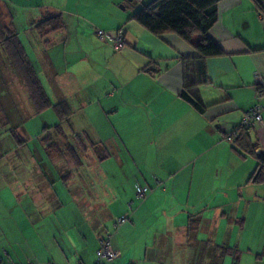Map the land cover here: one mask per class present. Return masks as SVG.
<instances>
[{
    "label": "crops",
    "instance_id": "0c3cea01",
    "mask_svg": "<svg viewBox=\"0 0 264 264\" xmlns=\"http://www.w3.org/2000/svg\"><path fill=\"white\" fill-rule=\"evenodd\" d=\"M129 1L43 0L36 8L42 15L21 30L10 13L41 88L52 104L66 103L69 115L62 120L52 107L41 112L30 107V115L43 116L49 109L55 114L53 124L43 126L35 139L45 157H63L67 163L41 165L35 178L14 175L8 187L0 186L6 192H0V264H94L98 238L107 233L119 253L113 264H211L223 246L233 249L237 260L229 253L220 264H261L264 180H252L256 157L240 153L223 133L237 129L256 102V78L264 80V0L217 1V20L207 35L222 54L202 60L205 82L193 88L201 112L179 95L184 67L196 64L192 59L198 37L188 43L174 34L152 35L129 19L145 3L136 8ZM48 14H59L62 26L39 33L37 27ZM119 28L124 37L118 51L96 35L97 29L114 34ZM191 71L188 75L196 77ZM259 102L264 105V96ZM261 116L262 125L248 134L255 154L264 156V108ZM59 123L63 135L56 139L81 133L102 141L100 160L118 155L115 167L100 169L105 188H117L120 194L110 196L111 203L121 205L113 218L106 219L104 208L97 206L100 197L90 191L87 197L82 187L87 178L81 176L83 170L97 166L76 165L46 149L42 139ZM113 140L121 152L107 151ZM22 167H9L8 172ZM49 170L60 172V180L54 181L57 190L49 189ZM115 172L130 173L124 190ZM75 179L81 185L72 191ZM137 187L144 189L143 196ZM86 198L99 202L90 205ZM82 205L95 210L91 225L84 220ZM96 210L101 211L98 216ZM121 216L127 220L114 230Z\"/></svg>",
    "mask_w": 264,
    "mask_h": 264
},
{
    "label": "trees",
    "instance_id": "16d2710c",
    "mask_svg": "<svg viewBox=\"0 0 264 264\" xmlns=\"http://www.w3.org/2000/svg\"><path fill=\"white\" fill-rule=\"evenodd\" d=\"M217 1L150 0L141 5L129 17L130 20L135 21L155 36L174 34L188 43L191 42L194 36L198 37L199 41L194 45L196 56L192 59L196 64L193 68L184 67V84L179 95L200 112L203 110V105L197 91L193 88L198 83L205 82L202 60L206 57L222 54L219 45L207 35L209 29L217 20ZM4 4L5 1L0 0V50L4 53L7 65L14 69L19 80L26 88L28 98L32 101L35 112H41L52 107L60 119H66L69 115L68 106L64 102L52 104L46 96L18 38V32L11 24V14L6 10ZM41 22V25L38 24L37 29L39 33H46L60 28L63 21L59 14H48L42 18ZM119 29L123 30V28ZM190 70L196 74V81L194 80L196 77L188 75ZM49 128L45 127L48 130ZM52 128V134L48 133L42 139L46 149L49 153L56 154L59 152V154L65 155L68 160L76 165L83 164L82 156L86 155L84 152L87 149L99 151L104 146L103 144H101V147L96 145L81 133H74L72 135L74 137L58 140L56 136L60 133L63 135V126L59 123ZM248 130V128L238 126L233 134L232 143H235L236 149L242 150L240 153L246 152L256 157L257 164L252 174V180L260 182L264 180V156L255 154ZM9 131L15 132L13 128H10ZM99 158H104V156H99ZM218 250V257L211 264H220V259L229 253L233 254L234 261L237 260V255L233 249L223 246L219 247Z\"/></svg>",
    "mask_w": 264,
    "mask_h": 264
},
{
    "label": "rangeland",
    "instance_id": "374dc122",
    "mask_svg": "<svg viewBox=\"0 0 264 264\" xmlns=\"http://www.w3.org/2000/svg\"><path fill=\"white\" fill-rule=\"evenodd\" d=\"M5 1V4L7 5L10 13L12 14L14 22L19 26V30H21L22 26H26L31 19L37 18L42 15L41 11H39L37 6L41 4L43 0H3ZM149 0H133L129 1V7L131 5L139 7L142 3H146ZM68 9H71L72 7L67 5ZM75 7H73L74 9ZM75 12H77L78 9H74ZM74 10H70L71 12ZM80 13L78 14H86L79 10ZM6 60L0 58V102L2 104V109H0V186H9L10 182L12 183L13 180H15V176H19L21 179H24V175H27V177L30 178V174H32V177L35 178L37 175H34L37 173L38 175L41 174L40 168L41 165H63L66 164L67 161L63 157H52V156H44L43 152L38 148V140H36V135L41 132V128L43 126H48L50 124H53L55 114L52 112L51 109L48 110L47 114L44 115H51V117L48 116H36L35 114L30 115L28 112L30 110V107H32V110H34V105L31 103L30 99L28 98V95L26 93V90L23 86H21L16 78V74L11 75L9 67H7ZM13 76V77H12ZM10 77H12L10 79ZM10 79V80H9ZM3 113L6 115L4 117ZM49 113V114H48ZM27 114H29L27 116ZM53 115V116H52ZM26 117L25 120H23ZM42 117H45L46 120H42ZM53 117V118H52ZM21 118H23L21 120ZM7 120L5 124H2L4 120ZM10 128H13L15 132L9 131ZM24 141V142H23ZM96 145L102 144L101 142L92 140ZM104 143V142H103ZM107 143V142H106ZM114 147H109L107 151L109 152H121L118 148V145L115 140L112 141ZM105 144V143H104ZM106 146V145H105ZM94 151V150H93ZM101 155V150L96 151V154L93 152V156L90 154L83 155L82 158L84 160V165L93 164L97 166L96 170L93 169V171H87L81 173V176H86L87 178L84 179L86 184H82V187L85 191V195L89 197V191L92 195H98L101 199V204L99 205L97 202H99V199L96 201L97 206L104 208L103 213L106 215V219L113 218L118 214V212L121 209V205L119 203H111L114 200L112 199L111 194L113 192L115 195L119 196L120 194L117 193L118 189L113 188L112 190L105 188V182L102 178V171L104 170V167L107 165H111L115 167V160L114 158H117L118 155H110L105 160H100L99 156ZM122 156V155H120ZM123 157V156H122ZM22 167L27 166V171L23 169H18L17 172H8L9 167ZM101 169V170H100ZM24 170V172H23ZM46 174V172H44ZM60 175V172H54L52 170H49V177L47 176V179L52 182V185H49L50 190H57L56 188L58 185L56 184V187L54 186V181H59L60 179L56 177V175ZM10 175V177H8ZM15 175V176H14ZM116 176H119L117 179H119V183L125 185L123 186V190L127 185H129L128 177H130V173H118L115 172ZM88 176H90V179H88ZM52 177V179H50ZM32 178V181L34 179ZM113 179V177H111ZM80 179H75V181H72V184L70 185L71 190L73 191L74 188L78 189L80 188L81 184H77ZM131 181V179H130ZM25 187L22 188L24 190ZM29 187H26V190H29ZM2 195H5L6 192L3 189L0 191ZM106 192V193H105ZM85 197V196H84ZM4 198V197H2ZM85 202H88V198L85 199ZM90 205H96L93 203L88 202ZM90 205H82L86 207V212H84L85 222L89 225H91V218H93V213L95 210L90 209ZM8 206V202H5L3 205H1L2 213H4L5 208ZM101 212L99 210H96L95 216H98V213ZM1 218L4 220L5 217L1 216ZM6 220V219H5ZM98 221V219H96ZM98 226V225H97ZM188 247L186 246L185 249L188 252ZM2 254H6V251H2ZM1 255V254H0ZM4 257H6L4 255ZM261 264H264V262H261Z\"/></svg>",
    "mask_w": 264,
    "mask_h": 264
},
{
    "label": "built area",
    "instance_id": "2783aa9c",
    "mask_svg": "<svg viewBox=\"0 0 264 264\" xmlns=\"http://www.w3.org/2000/svg\"><path fill=\"white\" fill-rule=\"evenodd\" d=\"M123 30L118 29L114 34L105 32L101 29L96 30V35L99 39H105L110 43L114 51H118L123 46ZM256 88V102L248 109L242 116L239 126L251 129L255 126L262 125V110L264 105L259 102V99L264 96V80L261 77H257L255 81ZM235 130L230 133H223L224 139L228 142H232L233 134ZM136 192L139 196L144 195V189L137 187ZM127 220L126 216L119 217L114 225L113 229L116 230L117 227ZM110 233L98 238L97 248L95 250V262L94 264H113L114 261L119 257V253L112 248L110 242ZM31 264V263H26Z\"/></svg>",
    "mask_w": 264,
    "mask_h": 264
}]
</instances>
